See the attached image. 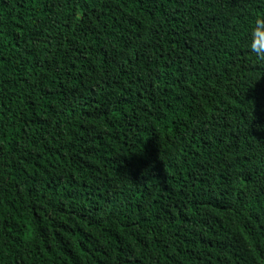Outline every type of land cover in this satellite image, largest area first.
<instances>
[{"label": "trees", "instance_id": "obj_1", "mask_svg": "<svg viewBox=\"0 0 264 264\" xmlns=\"http://www.w3.org/2000/svg\"><path fill=\"white\" fill-rule=\"evenodd\" d=\"M257 18L0 0V264H264Z\"/></svg>", "mask_w": 264, "mask_h": 264}, {"label": "clouds", "instance_id": "obj_2", "mask_svg": "<svg viewBox=\"0 0 264 264\" xmlns=\"http://www.w3.org/2000/svg\"><path fill=\"white\" fill-rule=\"evenodd\" d=\"M262 32H264V18H257L249 28L250 40L247 43V47L250 53L260 60H264V47L259 46L255 40L256 34Z\"/></svg>", "mask_w": 264, "mask_h": 264}]
</instances>
